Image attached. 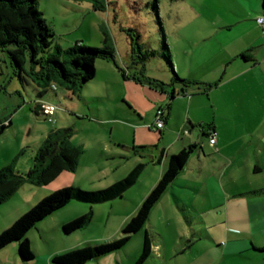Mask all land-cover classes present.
Wrapping results in <instances>:
<instances>
[{
  "label": "rangeland",
  "instance_id": "obj_1",
  "mask_svg": "<svg viewBox=\"0 0 264 264\" xmlns=\"http://www.w3.org/2000/svg\"><path fill=\"white\" fill-rule=\"evenodd\" d=\"M37 6L55 33V43L63 48L75 41L101 46L105 32L115 48L116 63L123 68L128 64L132 70L139 67L133 61L140 58L142 50L154 49L156 55L144 62V74L164 82L170 81L172 71L161 55L163 35L171 60L179 64L180 70L184 69L182 60L187 58L194 65L185 67L184 71L188 70L193 78L209 76L214 78L213 81L221 82L223 68L216 75L211 72L202 75L207 71L206 63L220 60L222 46L229 44L231 40L235 42L233 46L241 44L252 25L250 20H244L241 16L242 8L235 0H38ZM233 16L239 17L237 21H234ZM229 24L233 25L229 28ZM185 50H188L187 55ZM184 55L185 58H181ZM206 59L208 62L201 63ZM198 64L201 66L197 67ZM105 66L118 70L114 60L97 58L94 63L95 75L75 92L56 82H53L57 87L56 91L46 88L43 96L47 94L51 98L45 102L57 107L55 121L50 122L34 109L36 100L40 98L37 96V89L42 87L24 73L19 78L10 63L8 53L0 50V121L11 119V125L0 135V168L11 156L10 162L14 165L19 163L20 172H26L46 133L51 129L66 127L73 130L72 143L82 148L76 170L68 171L81 182L80 187H106L107 185L101 187V184L108 182L111 173L115 175L131 164L138 154H133L132 150L121 153L115 151L114 156L101 157V143L112 145L115 141L131 143L134 140L131 129L113 125L111 130L112 125L107 121L114 116L113 112L120 110L116 109L118 106H123L117 98V91L106 94L101 88L102 69ZM174 70L181 77L179 73L182 71L178 73L175 66ZM190 86L197 87V84ZM218 87L216 93L220 99L217 102V114L222 123L225 105L221 94H225L226 86ZM129 122L134 126L136 121L131 119ZM147 132L139 135L138 140L152 143L159 137L157 131ZM111 150H114L113 146ZM101 166H111L113 170L102 178ZM37 187L39 186L23 184L10 198L0 203V232L20 215L17 212L23 208L31 190ZM72 203H75L78 211L74 216L92 210L88 224L71 233H64L62 224L55 226L50 216H47L26 234L34 257L22 261L17 252L18 242L13 241L0 250V264H55L52 257H48L51 253L54 255L77 247L92 246L121 236L122 227L138 208L129 200L128 195L96 204L75 200ZM61 209L56 212L59 213ZM151 211L152 218L138 232L133 233L125 245L83 264H135L142 249L145 230H150L152 243L159 244L160 249H153L142 264L262 263L261 258L252 251L236 255L223 253L222 247L227 239L222 232L224 225L211 226L190 221V217H185L182 209L175 203L171 210H167L170 218L167 222L162 204L159 212ZM191 212V217L194 218L195 213ZM206 227L218 231L221 244L206 238L204 233L198 238L192 232L193 229L197 231ZM190 243L191 250L181 252V248Z\"/></svg>",
  "mask_w": 264,
  "mask_h": 264
},
{
  "label": "crops",
  "instance_id": "obj_2",
  "mask_svg": "<svg viewBox=\"0 0 264 264\" xmlns=\"http://www.w3.org/2000/svg\"><path fill=\"white\" fill-rule=\"evenodd\" d=\"M235 1L242 8L241 16L244 20L252 22L246 32V38L235 46L233 40L223 45L220 60L207 64L208 58L201 62L208 65L207 71L202 75H208L210 72L216 75L223 68L221 82L213 81L214 78L209 76L193 78L188 70L184 71L185 67L194 65L187 58L182 60V70L179 64L171 60L173 68L175 66L178 73L182 71L179 73L181 77L214 83L209 89L175 83L171 88L166 87L165 92H160L145 82L132 78L133 75H139L138 66L136 70H132L128 64L122 67L125 73H128V78L123 76L119 68L117 70L103 67L102 90L106 94L117 91V98L123 106H118L116 109L120 110L113 112L114 116L107 121L112 125L111 130L113 125L131 129L134 140L131 143L115 141L112 145L101 143V157L114 156L116 152L128 150L138 154L131 164L115 175L110 172L113 170L111 166H101L102 178L111 173L108 182L101 184V187L121 179L137 163H143L144 167L137 181L122 194L123 197L128 195L129 200L139 207L166 169L169 156L188 144H198L199 147L191 154L183 169L151 210L159 212L162 204L167 222L170 220L167 210H171L175 203L182 209L185 217H190V221L211 226L224 225L222 232L227 239L222 247L223 253L236 255L252 251L255 256L261 258V264H264V250H261L264 247V27L259 22L256 23L259 18L264 19V0ZM237 17L233 16L234 21H237ZM184 53L187 55L188 50ZM241 53L246 57H241ZM200 66L201 64L197 65ZM218 86H226L225 94H221L225 105L222 123L219 122L221 118L217 114V102L220 99L216 93ZM170 91H173V97L170 96ZM50 98V95L46 94L38 100L47 101ZM158 107L164 109V125L162 129L154 130L149 125L153 123ZM131 119L136 121L134 126L128 124ZM209 127L217 132L214 145L208 142L206 131ZM147 130L159 133V137L152 143L138 140L139 135L148 133ZM71 141L73 142V138ZM111 146L114 150H111ZM10 160L11 156L5 160L6 164L3 166L12 164L13 168L20 172V164L14 165ZM67 185L80 186L81 182L72 173L64 171L54 181L37 189H30L32 193L26 198L17 215H21L49 192ZM72 202L67 203L64 209L60 208L62 211L59 213L55 211L49 215L55 226L58 227L78 213L75 203ZM191 211L195 213L194 218L191 217ZM151 212L149 220L152 218ZM158 215L159 213L156 214ZM208 228L197 231L192 228V232L198 235V238L204 233L206 238L221 244L218 231ZM156 248L160 249V245L152 244V251ZM187 250H191V243L181 248V252ZM52 255L51 253L48 257L51 258Z\"/></svg>",
  "mask_w": 264,
  "mask_h": 264
},
{
  "label": "trees",
  "instance_id": "obj_3",
  "mask_svg": "<svg viewBox=\"0 0 264 264\" xmlns=\"http://www.w3.org/2000/svg\"><path fill=\"white\" fill-rule=\"evenodd\" d=\"M37 5L38 0H0V50L8 53L10 63L19 78H22V73H24L36 85L42 87L37 89L38 97H43L46 88L56 91L55 84L56 88H52L53 82L75 92L95 75L94 63L97 58L114 60L123 76L129 77L128 73H125L124 69L116 63L115 48L105 32L101 46L86 45L75 41L63 48L55 43V33ZM155 55L154 49L142 50L139 54L140 58L133 61V64L139 65L137 71L139 75H133L132 78L145 82L149 87L158 89L160 92H165L166 87L171 88L175 83L183 86L197 84V87H202V89H209L214 85V83L192 81L178 76L173 68L164 35L161 55L167 61L172 77L169 82H164L145 75L144 62ZM240 56L246 57L244 53ZM26 63H28V69L25 67ZM170 96L173 97V91H170ZM38 99L35 102L36 111L40 110L41 100ZM10 125L11 119L0 121V135ZM72 136L73 130L69 127L50 130L36 149L32 164L26 172H17L12 164L2 166L0 168V203L10 198L24 183L42 186L53 181L64 171H75L82 148L72 143ZM198 147L199 145L195 143L188 144L169 156L166 169L143 198L136 212L124 224L121 236L92 246L77 247L54 254L51 258L52 262L83 264L125 245L133 233L143 228L154 204ZM143 167V163H137L124 177L103 188L85 189L77 185H67L50 192L32 204L0 232V249L17 241V252L20 259L22 261L32 259L34 254L26 234L39 220L73 200L96 204L122 196L124 191L137 181ZM91 217L92 210H89L64 222L61 229L64 233H71L88 224ZM149 231H144L142 249L135 264L145 262L152 252V235ZM261 250H264V247Z\"/></svg>",
  "mask_w": 264,
  "mask_h": 264
},
{
  "label": "built area",
  "instance_id": "obj_4",
  "mask_svg": "<svg viewBox=\"0 0 264 264\" xmlns=\"http://www.w3.org/2000/svg\"><path fill=\"white\" fill-rule=\"evenodd\" d=\"M258 22L263 25L264 27V19L259 18ZM52 88H56L54 84H52ZM56 105H53L51 103L45 102V101H40V110L41 113L46 119L50 122L55 121L54 114L56 112ZM164 125V109L161 107H158L155 110L154 114V121L151 125H149L150 128L154 130H160L162 129ZM207 137H208V142L210 145H214L216 143V137H217V132L214 128L209 127L207 128L206 131Z\"/></svg>",
  "mask_w": 264,
  "mask_h": 264
}]
</instances>
